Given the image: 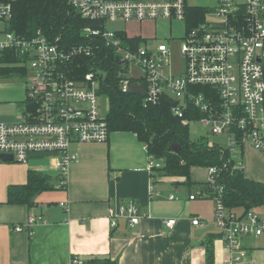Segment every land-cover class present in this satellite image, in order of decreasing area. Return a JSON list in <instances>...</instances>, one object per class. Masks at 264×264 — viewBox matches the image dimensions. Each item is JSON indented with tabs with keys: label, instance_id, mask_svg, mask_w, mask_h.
Masks as SVG:
<instances>
[{
	"label": "built area",
	"instance_id": "1",
	"mask_svg": "<svg viewBox=\"0 0 264 264\" xmlns=\"http://www.w3.org/2000/svg\"><path fill=\"white\" fill-rule=\"evenodd\" d=\"M15 1L0 0V81L11 77L3 71L13 68L19 74L12 77L24 79L29 75L30 84L25 86L17 121H0V152L12 154L19 163H27L32 155L48 157L58 171L56 188L66 186L67 167L77 158L70 149L73 143H103L108 139L98 92L104 77L94 64L96 57L108 50L125 63L124 69L116 63L122 92H128L130 83H143L144 104H155L162 97L172 99V114L183 125L196 121L208 127L211 134L224 136L221 147L228 150L237 168H241L239 152L244 142L264 154L262 0H215L214 8L205 9L203 18L193 26L185 25L187 7L194 6L187 0H68L81 18L94 22L81 30L84 41L75 44L64 42L59 35L49 37L40 29L30 36L9 30ZM159 19L183 23L178 45L183 63L178 71L170 70L168 43L149 46L142 37L144 41L134 43L131 39L138 36L129 35L125 29L108 28L110 23ZM82 56L90 58L93 66L73 77L69 64ZM129 66L139 68L140 75L132 77ZM186 113H200L201 117L192 120L184 117ZM156 167H160L159 161L149 155L148 169ZM208 171L213 194L195 190L189 199H212L214 222L230 253L228 264H242L246 251L241 239L264 236V219L251 210L228 209L221 199L222 188L215 183V168ZM141 216L133 199L108 209L111 228L119 219L133 227ZM39 221H43L40 215L30 214L26 226L30 228ZM175 222V218L164 220L167 228ZM191 224L201 222L191 218ZM21 229L20 225L14 227L15 231ZM71 262L79 264L76 257Z\"/></svg>",
	"mask_w": 264,
	"mask_h": 264
},
{
	"label": "crops",
	"instance_id": "2",
	"mask_svg": "<svg viewBox=\"0 0 264 264\" xmlns=\"http://www.w3.org/2000/svg\"><path fill=\"white\" fill-rule=\"evenodd\" d=\"M3 104L21 112L23 100ZM20 112L8 119L15 122ZM70 149L77 158L68 165L61 189L56 188L58 171L46 156L32 155L27 163L0 160V264H73V257L84 264L93 256L116 264H206L204 243L210 236L213 264H228L212 199H189L202 190L197 183L208 181L207 167L190 168L189 180L196 183L191 185L184 176L149 170L146 145L129 131H111L106 142L73 143ZM239 154L244 176L264 183V154L249 142ZM29 170L47 174L53 194H35L32 206L7 202L8 186L24 184ZM129 199L139 207V223L129 227L119 219L111 228L108 209ZM30 214L43 221L28 228ZM168 218L176 219L171 228L164 224ZM191 218L201 224L192 225ZM16 225L21 231L14 230ZM241 246L246 251L242 264H264V236L243 237Z\"/></svg>",
	"mask_w": 264,
	"mask_h": 264
},
{
	"label": "trees",
	"instance_id": "3",
	"mask_svg": "<svg viewBox=\"0 0 264 264\" xmlns=\"http://www.w3.org/2000/svg\"><path fill=\"white\" fill-rule=\"evenodd\" d=\"M187 13L185 25L187 23L193 26L203 18L205 8L190 6L187 7ZM93 25L94 22L81 18L68 0H16L13 4L9 30L21 36H30L40 29L49 37L59 35L64 42L75 44L84 41L81 30ZM138 37H134L131 41L134 43L144 41ZM115 58V52L108 50L105 54L100 53L94 61V64L105 72L104 81L99 86L98 92L107 104L105 121L109 133L129 131L136 134L146 145L148 155L153 156L159 163L161 161V167H156L152 171L157 169L161 174L184 176L189 185L196 184L189 180L192 166L214 167L215 183L222 188L221 199L228 209L250 211L255 207L264 206V183L245 177L242 168L234 166L235 160L228 150L215 143L209 146L207 138L203 136L191 140L188 133L189 125H183L181 119L172 114L171 108L175 104L172 99L162 97L155 104H144L141 95L122 92L118 86V66ZM91 65L93 66V62L90 58L77 57L70 62L69 73L73 77L83 75ZM3 73L12 77L18 76L19 71L7 68ZM184 117L195 120L201 117V114L186 113ZM174 141L180 145L178 154L169 149ZM196 185L202 191L213 194L208 181ZM52 188L53 185L47 174L29 170L24 184L8 186L7 202L32 206L35 194ZM210 239L211 236L206 238L204 243L206 264H213ZM84 264H116V262L108 257L93 256Z\"/></svg>",
	"mask_w": 264,
	"mask_h": 264
},
{
	"label": "rangeland",
	"instance_id": "4",
	"mask_svg": "<svg viewBox=\"0 0 264 264\" xmlns=\"http://www.w3.org/2000/svg\"><path fill=\"white\" fill-rule=\"evenodd\" d=\"M264 2V0H263ZM187 3L197 7H203L205 9L214 8L216 5L215 0H187ZM109 29L123 30L127 31L129 35L140 36L145 38L147 45L154 46L155 44L162 42L168 43L171 48L170 54V70L178 71L183 63L182 55L179 52V41L183 36L184 27L181 21L177 20H146L143 22H116L108 24ZM102 75H105L104 71L97 70ZM129 73L132 77H137L140 75L141 71L135 66H129ZM29 75L22 78L17 77H8L6 79H1L0 85H3L0 91V101L3 103L9 101H22L25 98V86L30 84ZM99 105L101 112L106 114L107 104L103 96H100ZM21 108L19 107H10L6 105H0V121L12 122L14 120L8 119L9 116H16L20 112ZM7 117V118H6ZM14 119V118H13ZM17 121V119L15 120ZM189 137L191 140L199 139L202 136L207 138L209 143H217L220 146H224L225 138L223 135H214L211 134L208 130V127L194 121L189 124ZM48 159H45L42 162L47 163ZM161 164V161H160ZM161 167V165H160ZM55 187V185H54ZM53 190H47L45 193H52ZM52 191V192H51ZM254 214L260 216L261 219H264V206H259L251 209Z\"/></svg>",
	"mask_w": 264,
	"mask_h": 264
},
{
	"label": "water",
	"instance_id": "5",
	"mask_svg": "<svg viewBox=\"0 0 264 264\" xmlns=\"http://www.w3.org/2000/svg\"><path fill=\"white\" fill-rule=\"evenodd\" d=\"M115 61L119 65L120 69H124L125 63L121 59L116 58ZM143 88H144L143 83H140V84L130 83L129 87H128V92L132 93V94H139L142 96L143 95ZM169 149L171 151H173L174 153L178 154L180 152V145L174 141L170 144ZM0 160H2V161H14L12 154L2 153V152H0Z\"/></svg>",
	"mask_w": 264,
	"mask_h": 264
},
{
	"label": "bare ground",
	"instance_id": "6",
	"mask_svg": "<svg viewBox=\"0 0 264 264\" xmlns=\"http://www.w3.org/2000/svg\"><path fill=\"white\" fill-rule=\"evenodd\" d=\"M198 20V19H197ZM189 23V22H188ZM196 23V22H195ZM187 24V23H186ZM190 25H192V24H190ZM203 138V137H202ZM224 149V148H223ZM226 151V150H225ZM43 155V154H42ZM208 168V167H207ZM157 170V169H156ZM165 175V174H164ZM208 191V190H207ZM41 216V215H40Z\"/></svg>",
	"mask_w": 264,
	"mask_h": 264
}]
</instances>
